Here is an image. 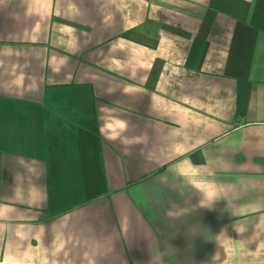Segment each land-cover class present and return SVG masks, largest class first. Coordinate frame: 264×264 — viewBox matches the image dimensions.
Returning <instances> with one entry per match:
<instances>
[{"label":"crops","instance_id":"obj_1","mask_svg":"<svg viewBox=\"0 0 264 264\" xmlns=\"http://www.w3.org/2000/svg\"><path fill=\"white\" fill-rule=\"evenodd\" d=\"M0 264H264V0H0Z\"/></svg>","mask_w":264,"mask_h":264},{"label":"clouds","instance_id":"obj_2","mask_svg":"<svg viewBox=\"0 0 264 264\" xmlns=\"http://www.w3.org/2000/svg\"><path fill=\"white\" fill-rule=\"evenodd\" d=\"M236 197L226 190L225 188L218 187L216 189L209 190L204 195L205 203L203 204V208L208 210H215V204L219 200L226 201V207L222 211H227L230 214L233 213L234 205L236 204Z\"/></svg>","mask_w":264,"mask_h":264}]
</instances>
